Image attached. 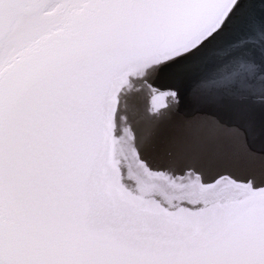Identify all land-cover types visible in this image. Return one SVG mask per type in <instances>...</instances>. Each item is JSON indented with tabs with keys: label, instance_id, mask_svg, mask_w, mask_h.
Listing matches in <instances>:
<instances>
[{
	"label": "snow or ice",
	"instance_id": "6c2138e0",
	"mask_svg": "<svg viewBox=\"0 0 264 264\" xmlns=\"http://www.w3.org/2000/svg\"><path fill=\"white\" fill-rule=\"evenodd\" d=\"M0 264H264V0H0Z\"/></svg>",
	"mask_w": 264,
	"mask_h": 264
}]
</instances>
